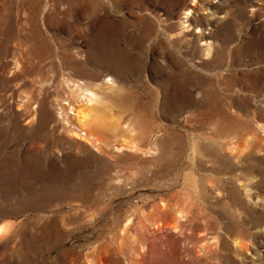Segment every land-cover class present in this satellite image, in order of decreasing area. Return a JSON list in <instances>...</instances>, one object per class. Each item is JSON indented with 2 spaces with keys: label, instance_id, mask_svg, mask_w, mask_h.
<instances>
[{
  "label": "rangeland",
  "instance_id": "rangeland-1",
  "mask_svg": "<svg viewBox=\"0 0 264 264\" xmlns=\"http://www.w3.org/2000/svg\"><path fill=\"white\" fill-rule=\"evenodd\" d=\"M0 227V264H264V0H0Z\"/></svg>",
  "mask_w": 264,
  "mask_h": 264
},
{
  "label": "bare ground",
  "instance_id": "bare-ground-1",
  "mask_svg": "<svg viewBox=\"0 0 264 264\" xmlns=\"http://www.w3.org/2000/svg\"><path fill=\"white\" fill-rule=\"evenodd\" d=\"M189 16V15H188ZM187 22H188V25H186L185 27L187 28L188 26L190 27V21L189 20H187ZM186 30V29H185ZM191 30V29H190ZM95 96L96 95H94V93L92 92V91H88L85 95H84V97L86 98V100H87V102H88V104L89 103H91V102H94V100H95ZM78 114H79V112H78ZM82 114H84V113H82ZM75 115H77V114H75ZM84 115H88V114H84ZM83 115V116H84ZM79 116H82V115H79ZM78 116V117H79ZM82 116V118L80 117V119H82L81 120V124H83V122H84V117ZM88 118V117H87ZM78 120H79V118H78ZM80 121V120H79ZM87 121H86V118H85V122L84 123H86ZM84 125V124H83ZM85 127V126H84ZM83 129H85V128H83ZM78 134V133H77ZM91 134V133H90ZM90 134H88V133H86L85 131H83V130H81V133L80 134H78L79 135V138L81 137L82 139H84L85 140V137L87 136L89 139L91 138L92 139V137H93V135H90ZM77 135V136H78ZM86 137V138H87ZM94 142V141H93ZM97 142H98V140H97ZM91 143V142H90ZM98 144V143H97ZM94 145H95V143H94ZM96 148H98V147H96ZM99 150V149H98ZM181 216H182V214H181ZM182 220V219H181ZM170 223V222H169ZM167 224L169 227L168 228H170V229H177L175 226H170L171 224ZM176 225H179L178 223L176 224ZM180 226V225H179ZM2 228L3 227H0V235L2 234ZM161 227H159V229H160ZM4 230V229H3ZM7 231V230H6ZM5 232V231H4ZM4 236V235H3ZM5 237V236H4ZM1 239H2V236H1ZM242 250H244V251H242L243 253L245 252V253H249V248H248V246H243L242 247Z\"/></svg>",
  "mask_w": 264,
  "mask_h": 264
},
{
  "label": "crops",
  "instance_id": "crops-1",
  "mask_svg": "<svg viewBox=\"0 0 264 264\" xmlns=\"http://www.w3.org/2000/svg\"><path fill=\"white\" fill-rule=\"evenodd\" d=\"M181 214H182V216H181ZM186 214H188V211L186 209H183L182 207H178L176 214H171L172 220L169 221L170 222L169 224H171L170 226H175L177 228V229H171V230H175V231L177 230L178 233L182 230V228L185 224V222H183V219L187 218ZM173 218H175V219H173ZM177 223L180 226L176 225ZM165 224H168V223H165ZM141 225H143L144 227H151L152 226V224L149 221H147V219H145L141 223Z\"/></svg>",
  "mask_w": 264,
  "mask_h": 264
}]
</instances>
